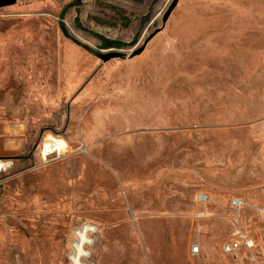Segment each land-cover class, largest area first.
I'll use <instances>...</instances> for the list:
<instances>
[{
  "label": "rangeland",
  "instance_id": "rangeland-1",
  "mask_svg": "<svg viewBox=\"0 0 264 264\" xmlns=\"http://www.w3.org/2000/svg\"><path fill=\"white\" fill-rule=\"evenodd\" d=\"M172 2L0 9V123L30 139L0 174V264H69L84 225L87 264H264V0H179L163 26Z\"/></svg>",
  "mask_w": 264,
  "mask_h": 264
},
{
  "label": "built area",
  "instance_id": "built-area-1",
  "mask_svg": "<svg viewBox=\"0 0 264 264\" xmlns=\"http://www.w3.org/2000/svg\"><path fill=\"white\" fill-rule=\"evenodd\" d=\"M67 149L68 146L62 138L57 136L45 137L39 145L38 155L42 162H49L64 157L68 153ZM11 165L10 160L0 159V174L7 172ZM95 233L96 228L91 225H84L74 231L75 240L71 244L72 252L67 257L69 264H87L90 258L88 248L92 245V237ZM243 239L244 246L248 249L251 248L252 244L245 238ZM235 248L237 247L227 243L222 245V251L225 253H230ZM198 250V247H193L191 253L197 254Z\"/></svg>",
  "mask_w": 264,
  "mask_h": 264
},
{
  "label": "crops",
  "instance_id": "crops-1",
  "mask_svg": "<svg viewBox=\"0 0 264 264\" xmlns=\"http://www.w3.org/2000/svg\"><path fill=\"white\" fill-rule=\"evenodd\" d=\"M27 127L22 122L0 123V159L15 163L18 158L29 157L30 152L27 151L30 139Z\"/></svg>",
  "mask_w": 264,
  "mask_h": 264
},
{
  "label": "water",
  "instance_id": "water-1",
  "mask_svg": "<svg viewBox=\"0 0 264 264\" xmlns=\"http://www.w3.org/2000/svg\"><path fill=\"white\" fill-rule=\"evenodd\" d=\"M179 0H173V2L171 3V5L168 7V9L166 10V12L164 13L163 17H162V20H161V23L162 25L164 26L166 21L168 20L171 12L174 10V8L176 7V4ZM16 3V0H0V9L1 8H6V7H9V6H12ZM152 38V36H150L143 44V46H141L139 49L135 50L134 52H132V54H130V57L129 58H134L138 55H140L146 44L149 42V40ZM124 58V55L120 52H111L109 54H106V55H99V59L102 61V62H107L111 59H123Z\"/></svg>",
  "mask_w": 264,
  "mask_h": 264
},
{
  "label": "trees",
  "instance_id": "trees-1",
  "mask_svg": "<svg viewBox=\"0 0 264 264\" xmlns=\"http://www.w3.org/2000/svg\"><path fill=\"white\" fill-rule=\"evenodd\" d=\"M98 40L100 41L101 43V46L104 48V49H110V48H118L120 49L122 47V44H118L116 42H109V41H105L103 40L102 38L98 37Z\"/></svg>",
  "mask_w": 264,
  "mask_h": 264
},
{
  "label": "bare ground",
  "instance_id": "bare-ground-1",
  "mask_svg": "<svg viewBox=\"0 0 264 264\" xmlns=\"http://www.w3.org/2000/svg\"><path fill=\"white\" fill-rule=\"evenodd\" d=\"M77 247H78V245H77Z\"/></svg>",
  "mask_w": 264,
  "mask_h": 264
}]
</instances>
